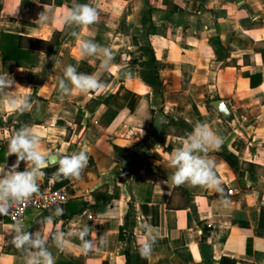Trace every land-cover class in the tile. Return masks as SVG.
Returning a JSON list of instances; mask_svg holds the SVG:
<instances>
[{
  "label": "crops",
  "instance_id": "0c3cea01",
  "mask_svg": "<svg viewBox=\"0 0 264 264\" xmlns=\"http://www.w3.org/2000/svg\"><path fill=\"white\" fill-rule=\"evenodd\" d=\"M76 4L93 7L97 21L64 23ZM0 31L44 41L64 33L51 55L33 51L19 65L0 52V76L17 84L0 92V170L16 162L9 142L24 126L42 152L89 157L70 178L63 215L45 225L55 210L30 209L20 223L47 237L55 264H128V246L129 264H264V0H0ZM89 40L111 50L107 68L102 51L82 52ZM68 65L105 86L62 96ZM25 96L30 107L21 110ZM198 124L222 139L206 156L223 193L163 183L174 171L170 154ZM57 167L44 169L39 191ZM130 212L128 244L120 232ZM145 223L156 233L146 258L138 255ZM85 225L86 239L96 238L87 253L77 235ZM14 228L0 215V264H25L11 242ZM58 231L64 250L53 240Z\"/></svg>",
  "mask_w": 264,
  "mask_h": 264
},
{
  "label": "clouds",
  "instance_id": "9594fccd",
  "mask_svg": "<svg viewBox=\"0 0 264 264\" xmlns=\"http://www.w3.org/2000/svg\"><path fill=\"white\" fill-rule=\"evenodd\" d=\"M98 19L97 11L88 4H76L70 8L63 16V22L66 24L88 25L96 22ZM39 20L45 22L48 16L44 11L39 15ZM76 35V33H73ZM83 53L88 55H97L102 51L103 65L107 68L113 58L109 48L102 47L93 41H84L80 44ZM17 84L9 75L0 76V92L4 89H11ZM105 85L100 82L95 75L78 73L73 65L64 68V77L58 81V88L62 96L71 95L74 90L79 92H88L102 89ZM13 107L17 106V100L9 99ZM21 110L30 107L28 98L25 96L20 102ZM222 139L218 137L207 125L198 124L193 132L186 139L185 143L172 151L168 159V167L174 169L167 180L177 186L189 184L191 186H204L223 193L220 187V181L216 178L213 171L214 161L207 158L206 153L209 149L218 147ZM15 154L16 162L6 169L0 170V215H7L12 203H20L29 200L34 194L39 193V183L44 175V169L49 166L58 165L53 175L59 179L79 178L82 171L87 167L89 157L85 151L73 153L71 155L55 156L42 152L39 148V137L36 136L27 126L21 127L9 142L8 156ZM26 163L25 170L18 171L21 162ZM224 203L228 201L225 199ZM63 215V209L57 207L55 211L44 218L42 223L52 225L54 217ZM144 230L148 234L146 239L139 246V253L142 257H148L151 254L152 244L155 243V229L150 224H144ZM15 235L12 237V244L16 249L25 254V264H55L54 257L47 247V237L42 236L38 230L29 232L17 222L14 228ZM81 241V250L84 253L89 252L96 246V238L86 239L90 235V228L85 225L77 233ZM63 232H56L53 236L56 247L64 250L67 241ZM101 245L107 241L99 238Z\"/></svg>",
  "mask_w": 264,
  "mask_h": 264
},
{
  "label": "trees",
  "instance_id": "16d2710c",
  "mask_svg": "<svg viewBox=\"0 0 264 264\" xmlns=\"http://www.w3.org/2000/svg\"><path fill=\"white\" fill-rule=\"evenodd\" d=\"M63 37L64 33L61 31H57L50 41L37 40L15 33L0 31V52H2L4 60H12L19 65L23 61L31 60L33 51H44L51 55L56 47L63 44ZM93 208H96V206ZM131 217L132 213L130 212L120 232V240L128 244L134 241L135 238L134 231L129 225ZM125 254L129 264L131 262L129 246L125 248ZM139 264H142V262L139 261Z\"/></svg>",
  "mask_w": 264,
  "mask_h": 264
},
{
  "label": "built area",
  "instance_id": "2783aa9c",
  "mask_svg": "<svg viewBox=\"0 0 264 264\" xmlns=\"http://www.w3.org/2000/svg\"><path fill=\"white\" fill-rule=\"evenodd\" d=\"M71 179L60 177L57 179L51 173L45 182L44 188L38 194H34L29 200L20 203H12L7 215L10 221L16 225L21 223L30 209L41 211L55 210L57 207L65 208L73 198ZM14 246V245H13Z\"/></svg>",
  "mask_w": 264,
  "mask_h": 264
},
{
  "label": "water",
  "instance_id": "95a60500",
  "mask_svg": "<svg viewBox=\"0 0 264 264\" xmlns=\"http://www.w3.org/2000/svg\"><path fill=\"white\" fill-rule=\"evenodd\" d=\"M53 157V164H55V156ZM224 264H238L236 261H234L233 259H229V258H225L224 259Z\"/></svg>",
  "mask_w": 264,
  "mask_h": 264
}]
</instances>
